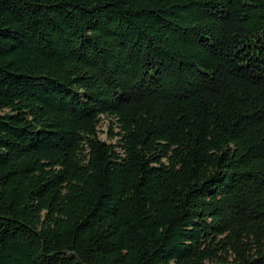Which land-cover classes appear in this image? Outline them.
Returning <instances> with one entry per match:
<instances>
[{
  "label": "trees",
  "instance_id": "1",
  "mask_svg": "<svg viewBox=\"0 0 264 264\" xmlns=\"http://www.w3.org/2000/svg\"><path fill=\"white\" fill-rule=\"evenodd\" d=\"M0 264H264V0H0Z\"/></svg>",
  "mask_w": 264,
  "mask_h": 264
},
{
  "label": "rangeland",
  "instance_id": "2",
  "mask_svg": "<svg viewBox=\"0 0 264 264\" xmlns=\"http://www.w3.org/2000/svg\"><path fill=\"white\" fill-rule=\"evenodd\" d=\"M107 128H108V121L102 120L99 126V136H100V139L105 142H108Z\"/></svg>",
  "mask_w": 264,
  "mask_h": 264
}]
</instances>
